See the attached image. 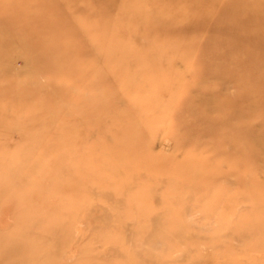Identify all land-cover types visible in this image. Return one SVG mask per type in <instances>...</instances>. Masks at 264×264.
I'll list each match as a JSON object with an SVG mask.
<instances>
[{
    "label": "rangeland",
    "instance_id": "374dc122",
    "mask_svg": "<svg viewBox=\"0 0 264 264\" xmlns=\"http://www.w3.org/2000/svg\"><path fill=\"white\" fill-rule=\"evenodd\" d=\"M194 2L0 0V264H264V38Z\"/></svg>",
    "mask_w": 264,
    "mask_h": 264
},
{
    "label": "bare ground",
    "instance_id": "6f19581e",
    "mask_svg": "<svg viewBox=\"0 0 264 264\" xmlns=\"http://www.w3.org/2000/svg\"><path fill=\"white\" fill-rule=\"evenodd\" d=\"M209 1L210 0H195L192 16L195 25L199 26L204 21L210 20L202 13L203 10H206V8H202L203 5L208 6ZM238 2L240 4V10L243 12L241 20L239 21L241 35L243 36L241 37L245 39L242 51L246 53L247 63L253 64L255 61L258 62L257 58H260V55L254 51L251 52L249 49H255V45L261 44L259 38H264V0H238ZM229 3H231L230 0H218L217 5H219L222 11L221 13H223V17L221 18L222 21H225L227 18ZM211 21L212 19L210 23ZM261 133H255L254 138H252L253 147L257 150L264 149V132ZM10 252L11 249L8 250V254Z\"/></svg>",
    "mask_w": 264,
    "mask_h": 264
}]
</instances>
